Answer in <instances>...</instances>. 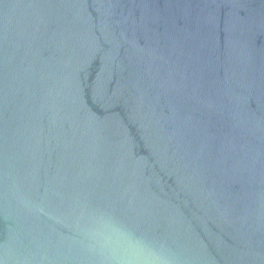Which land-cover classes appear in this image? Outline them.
<instances>
[{
    "label": "water",
    "instance_id": "water-1",
    "mask_svg": "<svg viewBox=\"0 0 264 264\" xmlns=\"http://www.w3.org/2000/svg\"><path fill=\"white\" fill-rule=\"evenodd\" d=\"M101 214L264 264V0H0V264H89Z\"/></svg>",
    "mask_w": 264,
    "mask_h": 264
},
{
    "label": "clouds",
    "instance_id": "clouds-1",
    "mask_svg": "<svg viewBox=\"0 0 264 264\" xmlns=\"http://www.w3.org/2000/svg\"><path fill=\"white\" fill-rule=\"evenodd\" d=\"M79 243L89 264H176L164 246L106 214L82 224Z\"/></svg>",
    "mask_w": 264,
    "mask_h": 264
}]
</instances>
